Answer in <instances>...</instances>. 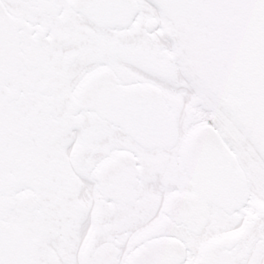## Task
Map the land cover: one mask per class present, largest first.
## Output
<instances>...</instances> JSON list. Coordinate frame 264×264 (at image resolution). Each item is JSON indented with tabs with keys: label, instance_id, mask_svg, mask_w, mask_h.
Instances as JSON below:
<instances>
[{
	"label": "snow or ice",
	"instance_id": "snow-or-ice-1",
	"mask_svg": "<svg viewBox=\"0 0 264 264\" xmlns=\"http://www.w3.org/2000/svg\"><path fill=\"white\" fill-rule=\"evenodd\" d=\"M0 264H264V0H0Z\"/></svg>",
	"mask_w": 264,
	"mask_h": 264
}]
</instances>
